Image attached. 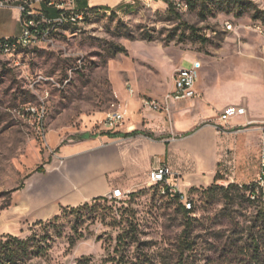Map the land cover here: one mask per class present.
I'll use <instances>...</instances> for the list:
<instances>
[{
    "label": "rangeland",
    "instance_id": "obj_1",
    "mask_svg": "<svg viewBox=\"0 0 264 264\" xmlns=\"http://www.w3.org/2000/svg\"><path fill=\"white\" fill-rule=\"evenodd\" d=\"M171 1L172 8L164 0H129L87 10L50 45L0 50V214L29 173L51 159L42 142L46 131L80 130L82 119L103 117L116 93L129 94L127 84L134 98L160 99L189 59L201 60L212 98L264 120V0ZM118 47L126 52L112 55ZM204 123L238 141L263 126ZM236 146L226 149L210 185L226 190L257 182L261 143L247 160L249 143L243 138ZM210 185L186 193L193 202L188 215L180 199L160 196L147 181L121 199L90 200L95 207L74 214L61 209L57 220L11 234L45 236L42 251L23 264H264V220L255 217V206L231 203L225 191H204ZM122 212L136 227L133 242L123 233Z\"/></svg>",
    "mask_w": 264,
    "mask_h": 264
},
{
    "label": "crops",
    "instance_id": "obj_2",
    "mask_svg": "<svg viewBox=\"0 0 264 264\" xmlns=\"http://www.w3.org/2000/svg\"><path fill=\"white\" fill-rule=\"evenodd\" d=\"M1 1L0 40L19 37L22 32V0ZM128 1L76 0V7L79 10L116 8ZM32 7L43 9L50 15L55 12L40 0H33ZM61 22L70 23L69 20H55V23ZM193 60L199 59H189L188 67ZM195 88V98L171 101L169 112L144 108L139 98L125 95L120 90L116 93L117 99L128 108L130 116L116 129L92 130L80 126V130L46 131L42 142L51 159L42 165V171H31L24 184L15 190L10 204L0 214V232L22 233L25 226L53 217L62 207L108 197L115 187L125 192L141 189L147 184L148 173L161 163L171 168L183 193L192 187H206L214 182L226 149L237 150V143L244 138L250 146L247 160L257 152L259 142L260 151L264 148L262 126L246 130L238 141L236 135L222 134L213 124L204 123H219V113L230 104L212 98L203 81L202 62ZM107 111L101 112L103 117ZM238 118L240 121L236 120ZM248 120L264 122L261 117L250 118L247 114L232 118L228 128L250 125ZM133 130L138 133L122 136Z\"/></svg>",
    "mask_w": 264,
    "mask_h": 264
},
{
    "label": "built area",
    "instance_id": "obj_3",
    "mask_svg": "<svg viewBox=\"0 0 264 264\" xmlns=\"http://www.w3.org/2000/svg\"><path fill=\"white\" fill-rule=\"evenodd\" d=\"M33 0H22L20 5L21 10V26L22 32L19 37L14 39L19 40V45L41 46L50 45V40H55L57 31L61 27H55V20H69L71 23H78L81 20V12H77L76 0H40L44 1L49 8L60 11V14L53 18L44 16L42 9H34L32 7ZM5 1L2 0L1 3ZM226 28L230 29V23L225 24ZM0 41V50L3 53L10 54L11 50H2V42ZM201 62L193 60L187 68L176 67L172 74V88L161 99L152 97L139 98L142 107L152 111L169 112L170 103L173 100L192 99L197 96L195 84L199 76ZM128 93L134 96L135 91L131 85L126 86ZM130 112L128 108L119 100L113 101L110 104L108 111L104 117H97L95 114L88 116L87 120H81L80 126L83 128H91L92 130L104 129L112 131L124 124L129 118ZM247 116V110L240 105H227L219 113L218 120L222 125L229 123L232 118ZM252 120H248L247 124H251ZM264 129V122L262 123ZM148 183L156 186L160 196L165 197V191H172L174 198L179 196L183 202L185 209H192L193 202L180 190V187L175 181V176L171 168L161 163L154 167L148 173ZM264 188V148L260 151V174L256 182ZM126 192L119 187L113 188L108 197L110 199H121Z\"/></svg>",
    "mask_w": 264,
    "mask_h": 264
},
{
    "label": "trees",
    "instance_id": "obj_4",
    "mask_svg": "<svg viewBox=\"0 0 264 264\" xmlns=\"http://www.w3.org/2000/svg\"><path fill=\"white\" fill-rule=\"evenodd\" d=\"M168 3L169 7L172 8L173 2L171 0H164ZM213 1V0H210ZM100 7H91L87 10L92 9H99ZM55 12L50 15L48 12L42 9V12L44 16L48 18L56 17L60 14V11L53 9ZM77 12H81L82 16L84 15L85 11L87 10H79L76 9ZM66 25H70L68 22H61V23H55V27H61L64 28ZM14 39H8L7 41H13ZM3 41V40H0ZM117 52H126V49L124 47H118L117 49H114L112 51V55ZM138 132L136 130H133L128 133H123V137H129L134 136ZM43 166H40L36 169V171H42ZM218 180V174L216 173L214 181ZM220 190L225 191L224 198L226 200H229V202H241L245 207H252L255 206L256 213L255 217L257 219L264 220V188L259 186L257 183H251V184H244L242 186H239L237 184L231 183L227 186L226 190L217 184L210 185L208 188H206L204 191H212V190ZM165 197H169L166 196ZM171 198V197H169ZM107 197H96L92 200L94 202H97L98 200H107ZM174 199L179 200V196L175 197ZM93 208L95 205L84 202L78 206H68V207H62V212L64 214L66 213H79L82 210L86 208ZM192 212V209H182V213L184 215H188ZM125 213L122 212L120 216H122V220H124L127 224L124 226L126 227L123 230V233H125L126 238L129 237L130 242H133V235L136 231V227L133 226V223L129 221L127 217H123ZM60 217V215L56 214L53 216V219L57 220ZM112 219L116 221L115 215L112 216ZM123 221V222H124ZM36 223L41 224L42 220L36 221ZM119 238H121L119 236ZM121 240V239H120ZM45 236L42 238L33 236L28 238H21L17 235L12 234H5L0 236V264H23L27 259L32 258V256L36 255L37 253L41 252L44 248L45 244ZM74 243V241H72Z\"/></svg>",
    "mask_w": 264,
    "mask_h": 264
},
{
    "label": "bare ground",
    "instance_id": "obj_5",
    "mask_svg": "<svg viewBox=\"0 0 264 264\" xmlns=\"http://www.w3.org/2000/svg\"><path fill=\"white\" fill-rule=\"evenodd\" d=\"M71 25H73V24H71ZM16 45L17 46L19 45V40H17V39H14L13 41H4V42H2V50H11L12 51L15 49ZM148 184L153 186V184H150V183H148ZM165 195L169 196L171 198H174V193H172V191H165Z\"/></svg>",
    "mask_w": 264,
    "mask_h": 264
}]
</instances>
